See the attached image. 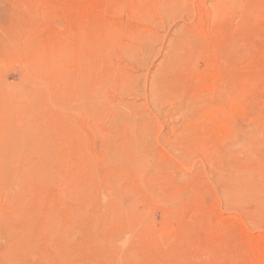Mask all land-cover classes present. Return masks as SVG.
Masks as SVG:
<instances>
[{
  "label": "rangeland",
  "instance_id": "1",
  "mask_svg": "<svg viewBox=\"0 0 264 264\" xmlns=\"http://www.w3.org/2000/svg\"><path fill=\"white\" fill-rule=\"evenodd\" d=\"M89 2L0 0V264H264V0Z\"/></svg>",
  "mask_w": 264,
  "mask_h": 264
},
{
  "label": "bare ground",
  "instance_id": "2",
  "mask_svg": "<svg viewBox=\"0 0 264 264\" xmlns=\"http://www.w3.org/2000/svg\"><path fill=\"white\" fill-rule=\"evenodd\" d=\"M72 1V0H71ZM80 1V0H79ZM90 2L89 3H91V4H93L94 2H95V0H89ZM74 2H76V1H74ZM78 2V1H77ZM79 3V2H78ZM88 4V3H87ZM80 5V4H79ZM98 8V7H97ZM77 10V9H76ZM79 12V11H78ZM83 17V16H82ZM78 18V17H77ZM84 18V17H83ZM80 19H82V18H80ZM222 130V129H221Z\"/></svg>",
  "mask_w": 264,
  "mask_h": 264
}]
</instances>
